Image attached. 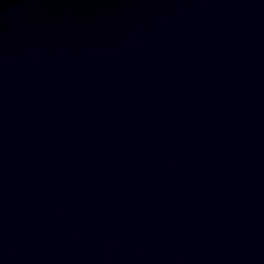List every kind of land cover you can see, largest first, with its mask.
Returning a JSON list of instances; mask_svg holds the SVG:
<instances>
[{"label": "water", "instance_id": "water-1", "mask_svg": "<svg viewBox=\"0 0 264 264\" xmlns=\"http://www.w3.org/2000/svg\"><path fill=\"white\" fill-rule=\"evenodd\" d=\"M0 264H264V0H0Z\"/></svg>", "mask_w": 264, "mask_h": 264}]
</instances>
